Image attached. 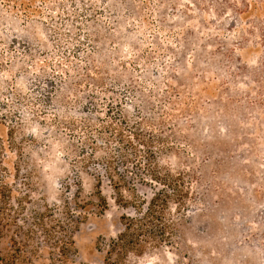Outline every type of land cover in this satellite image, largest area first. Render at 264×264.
<instances>
[{"label": "rangeland", "instance_id": "1", "mask_svg": "<svg viewBox=\"0 0 264 264\" xmlns=\"http://www.w3.org/2000/svg\"><path fill=\"white\" fill-rule=\"evenodd\" d=\"M210 4L0 0V182L15 208L26 195L28 209L68 203L84 217L66 259L42 244L29 264H103L120 216H135L115 203L105 178L104 213L75 205L95 202L96 178L75 163L81 146L67 122L95 124L110 107L129 118L141 111L149 130L163 129L171 148L160 164L190 188L185 207L172 206L171 245L129 263L264 264V46L240 28L246 21L231 10L216 15ZM158 189L136 183L143 202Z\"/></svg>", "mask_w": 264, "mask_h": 264}, {"label": "trees", "instance_id": "2", "mask_svg": "<svg viewBox=\"0 0 264 264\" xmlns=\"http://www.w3.org/2000/svg\"><path fill=\"white\" fill-rule=\"evenodd\" d=\"M209 1L215 14L218 9L216 15L220 9L231 10L238 19L246 21V25H240V28L248 26V34L256 36L264 46V0ZM198 60L220 75L225 74L221 65L203 58ZM143 104L146 111L151 110L149 102L144 100ZM56 110L66 112L61 103H56ZM111 111L112 108H108V117L97 118L95 124L90 120L80 124L67 122L71 137L81 146L75 163L86 172L93 170L96 178L95 202L75 205L80 209L92 205L104 213L108 204L101 186L102 178L106 179L114 193L115 203L124 209L132 208L135 216H120L122 230L109 243L103 264H130L129 256L142 257L164 245H171L178 231L171 209L172 206L176 210L185 207L190 198V188L183 174H174L160 164L161 155L171 148L163 129L158 132L149 130L153 123L144 118L141 111L135 118L126 117L121 111L111 114ZM163 125L164 121L160 120L158 126ZM79 183L77 181L74 185L80 190ZM136 183L153 184L159 189L148 202H143L137 194ZM68 188L70 184H65V189ZM11 197L10 188L0 182V240L10 234L9 250L0 256V263L29 264L42 244L66 259L74 250L72 233L84 217L79 219L68 203L54 209L46 205L42 210L28 209L26 205H31V202L26 195L19 198L15 208Z\"/></svg>", "mask_w": 264, "mask_h": 264}]
</instances>
